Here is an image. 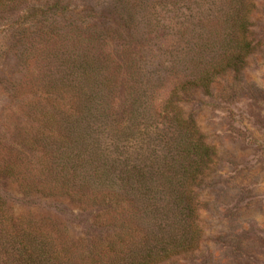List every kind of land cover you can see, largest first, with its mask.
<instances>
[{"label":"trees","instance_id":"obj_1","mask_svg":"<svg viewBox=\"0 0 264 264\" xmlns=\"http://www.w3.org/2000/svg\"><path fill=\"white\" fill-rule=\"evenodd\" d=\"M132 1L130 20L111 18L124 38H133L130 26L150 0ZM158 1H170L155 37L167 44L164 72L177 82L155 106L149 73L130 43L118 54L108 48L104 28H85L81 19L61 24L56 18L68 10L60 0H0V12L22 11L33 28L20 39L23 53L26 59L36 54L46 69L36 58L31 69L42 94L30 95L24 121L12 124L15 156L0 163V178L15 183L25 203L68 200L84 227L73 239L46 219L5 218L0 195V224L9 222L3 236L16 263L162 264L198 249V196L213 185L216 151L181 105L188 92H206L216 77L244 67L254 49L248 37L253 4L199 0L213 8L206 9L207 23H216L200 25L197 15L187 59L184 21L165 15L182 14L187 0ZM168 35L180 49L169 50L174 42L162 40Z\"/></svg>","mask_w":264,"mask_h":264},{"label":"rangeland","instance_id":"obj_2","mask_svg":"<svg viewBox=\"0 0 264 264\" xmlns=\"http://www.w3.org/2000/svg\"><path fill=\"white\" fill-rule=\"evenodd\" d=\"M251 1L248 37L254 49L246 56L244 67L240 72L227 71L216 77L206 92H188L182 102L184 114L192 117L206 143L216 151L214 181L198 196L202 229L198 249L193 255L162 264H264V0ZM158 2H147L143 16L138 15L133 20L130 26L133 38L118 36L116 29L120 26L111 19L122 14L128 15L130 20L127 10L132 7V0H60L68 11L56 18L61 24L81 19L85 21V28L96 31L104 28L112 52L120 54V45L130 43L131 49L139 52L137 57H141L142 66L149 73L155 106L177 82L164 72L169 57L167 44L162 45L161 38L155 37L161 35L162 28L157 19L171 8L170 1L162 5ZM184 6L180 8L182 14L167 12L165 15L173 17L175 22L184 21L183 38L187 59H190L196 42L197 15L200 13L198 24L203 26L215 25L216 20L207 23L206 9L213 8L202 1L187 0ZM22 14L21 10L0 12V163L15 156L12 124L24 121L22 115L27 99L33 98L30 95L37 89V95L42 94V83L34 81L37 72L32 74L36 58L39 67L46 70L36 54L26 59L27 51L23 53L20 39L25 29L28 33L33 28L25 24ZM109 27L115 31H110ZM162 40L174 42L170 51L181 48L169 35ZM0 195L6 199L5 218L46 219L65 227L73 239L83 234L84 227L75 219L78 210L68 200L25 203L16 184L4 177L0 178ZM1 226L0 264H18L3 236L11 230L8 220H3Z\"/></svg>","mask_w":264,"mask_h":264}]
</instances>
